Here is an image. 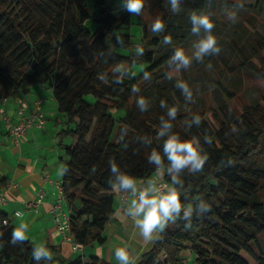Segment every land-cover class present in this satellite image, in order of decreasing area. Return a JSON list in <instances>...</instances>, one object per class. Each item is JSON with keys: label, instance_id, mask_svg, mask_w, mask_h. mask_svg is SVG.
<instances>
[{"label": "trees", "instance_id": "1", "mask_svg": "<svg viewBox=\"0 0 264 264\" xmlns=\"http://www.w3.org/2000/svg\"><path fill=\"white\" fill-rule=\"evenodd\" d=\"M104 3L0 0V103L16 93L26 95L33 87L51 92L63 125L57 135L64 152L61 187L73 241L81 247L102 244L115 198L127 193L108 183L110 158L137 181L159 170L147 156L154 148L162 149L157 132L166 114L160 106L164 100L178 109L173 130L182 138L200 137L208 154L199 173H182L185 202L203 201L210 210L195 209L190 227L184 220L169 223L135 264H179L186 253L192 256L191 264H264V107L235 111L231 104L236 96L233 78L253 62L264 64V0L243 3L242 8L240 0H181L178 13L171 11L169 0H147L140 15L124 8L118 16L102 8ZM192 11L212 13L221 51L194 59L174 77L170 73L176 68L169 63L174 50L199 38L191 32ZM145 12L150 15L147 21ZM229 12L237 13L235 22ZM133 16L142 27L138 44L126 32ZM156 17L165 21L159 33L151 29ZM169 35L172 43L165 44ZM138 47L143 54L137 53ZM102 73L107 79L99 78ZM117 76L122 83L115 81ZM177 80L192 88L191 102L175 87ZM133 86L139 91L133 92ZM138 96L149 100L146 112L138 109ZM194 114L201 124L189 128ZM122 128L123 141L118 139ZM205 135L211 143L204 142ZM138 137H148L151 144ZM66 139H76L75 145L63 144ZM161 170V179L168 182L166 167ZM13 228L0 212V264H36L33 243H11ZM46 247L54 264H109L97 257L88 262L66 259L55 246Z\"/></svg>", "mask_w": 264, "mask_h": 264}, {"label": "clouds", "instance_id": "2", "mask_svg": "<svg viewBox=\"0 0 264 264\" xmlns=\"http://www.w3.org/2000/svg\"><path fill=\"white\" fill-rule=\"evenodd\" d=\"M147 0H123V6L129 13L140 15ZM171 11L178 13L181 9V0H169ZM241 3L239 7H243ZM212 13L192 11L189 15L191 24V32L197 34L199 38L193 42L192 56L186 54L185 50L177 47L170 57V65H174L177 70L188 68L193 57L196 60H203L205 56L219 54L221 48L217 42V38L213 33L214 21ZM237 17L236 12H229L228 18L235 22ZM154 33L162 32L165 29V21L160 17H156L151 25ZM201 33H203L201 35ZM165 44L172 43V37L164 38ZM137 53L143 54V47L136 49ZM119 70V66H117ZM101 80L107 79V74H99ZM145 79L149 78L148 73L144 75ZM117 83H122L123 79L119 76L114 78ZM175 87L181 91L185 101L191 102L193 99V90L190 85L183 80H177ZM133 92H138L139 89L135 86ZM136 105L141 112H146L150 103L144 96H138ZM160 106L166 109L165 115H161L157 136L163 138L162 149H152L147 156V161L150 165H154L157 169L166 167V171L170 180L165 183H159L155 179H148L145 183L138 184L136 178L128 172L122 170L114 158H110L109 165L112 177L108 183L113 189L121 192H128L132 199L128 203L125 214L131 217L135 227L139 230L140 236L151 241L157 237L169 223H175L177 220H184L188 223L185 227L191 226V218L195 209L201 211H209L210 205L201 201L193 205L186 203L187 192L185 191V182L181 178L185 170L192 174L199 173L207 159L208 154L204 151L201 143V138L191 136L190 138H182L180 133L174 131L173 121L177 117V107L169 106L164 100L160 101ZM195 124H201V117L194 114L191 121L188 122V127L191 128ZM126 137L125 129L120 130L119 140L123 141ZM143 143L151 144V139L148 137H138ZM205 143H211V137L205 135L203 137ZM127 147V144H125ZM165 160L167 164L165 165ZM66 170V169H65ZM183 197V199H182ZM181 213L183 215L181 216ZM16 215L22 216L19 211ZM28 224L21 221L18 227L12 229L11 243L23 242L27 240ZM117 264H133L130 253L126 246L116 247L114 250ZM32 258L36 264H54L51 251L45 244H36L32 248Z\"/></svg>", "mask_w": 264, "mask_h": 264}, {"label": "crops", "instance_id": "3", "mask_svg": "<svg viewBox=\"0 0 264 264\" xmlns=\"http://www.w3.org/2000/svg\"><path fill=\"white\" fill-rule=\"evenodd\" d=\"M38 98H42L44 126L27 129L18 144L7 135L8 124L0 118V193L5 190L6 197V204L0 206V212L6 214L13 227H18L21 221L27 223V240L34 245H53L63 258L81 257L88 262L91 257H97L109 264H117L114 250L126 246L133 264L137 263L155 238L144 240L133 219L125 214L130 198L120 203L116 196L114 210L102 231L104 240L100 245L81 247V252H76L71 242L58 230L55 215L62 220L61 214L68 209L64 204L61 211L53 212L57 183L61 182L64 152L57 137L63 127L62 119L59 118L52 94L46 89L33 87L26 95L16 93L3 104L0 103V111L9 118V125H17L22 117L32 111V101ZM23 101L26 102V109L20 115L18 106ZM75 143L76 139L63 141V144L72 146ZM161 175L162 170L159 169L155 176L161 179ZM31 202H36L37 206L29 209L26 205ZM17 211L23 215L18 217ZM86 250L88 254L85 257ZM184 258L190 260L192 256L186 253Z\"/></svg>", "mask_w": 264, "mask_h": 264}, {"label": "rangeland", "instance_id": "4", "mask_svg": "<svg viewBox=\"0 0 264 264\" xmlns=\"http://www.w3.org/2000/svg\"><path fill=\"white\" fill-rule=\"evenodd\" d=\"M240 3L252 4L253 0H240ZM102 8H104L107 12H110L114 15H119L123 10V0H105ZM149 13H144V18L146 21L149 18ZM133 25L126 30L127 33L133 36V42L139 43L140 42V35L142 34V27L138 24L137 18L135 16L132 17ZM257 21L261 23L259 17H257ZM187 55L192 56L194 51L193 49V42H191L187 47L184 48ZM195 58L193 57L192 61ZM262 67H258L257 62H253L243 73L236 75L232 80V85L234 87V92L236 93L235 98L231 101L232 107L235 111H241L243 107L252 108L256 105H260L264 107V64L261 65ZM174 77H179V71L173 70L170 73ZM225 83L226 81L222 79ZM222 82V83H223ZM218 99L222 101L221 95L218 93ZM212 107L216 108V105L211 102ZM231 107V108H232ZM209 114L207 115L206 119H208ZM261 244L264 248V235L260 237ZM88 251H85V257L87 256ZM190 259V264H191Z\"/></svg>", "mask_w": 264, "mask_h": 264}, {"label": "built area", "instance_id": "5", "mask_svg": "<svg viewBox=\"0 0 264 264\" xmlns=\"http://www.w3.org/2000/svg\"><path fill=\"white\" fill-rule=\"evenodd\" d=\"M41 103H42L41 98H38L32 101V111L27 116L22 117L21 121L17 125H9V122H10L9 118L6 115L5 116L1 115L0 113L3 121H5V123L8 124V127H7L8 136L10 137L12 142H14L15 144H18L22 136L26 133L27 129L31 127L42 128L44 126L45 117H44V113L41 110ZM25 109H26V104L22 103L21 105L18 106V113L22 115ZM148 179H155L159 183L166 182L164 179L157 178L156 176H151L149 178L139 180L137 181V183L142 185ZM56 191L57 193H55L56 198H55V203L53 206V212L55 214H56V210L61 211L63 205L65 204V196L62 191L61 182L59 184L57 183ZM128 198L132 199V197L130 196L128 192L117 195V199L120 203H125ZM40 199H41V196H40ZM5 204H6V197H5V190H4L2 193H0V206L5 205ZM26 206L27 208L32 209L37 206V203L31 202V203H28ZM61 216H62V220L58 218L57 214L55 215V218H54L58 230L71 242L73 250H75L76 252H81V246L76 244L69 234L68 211L65 213H62ZM179 264H190V262L187 258H183L179 262Z\"/></svg>", "mask_w": 264, "mask_h": 264}]
</instances>
